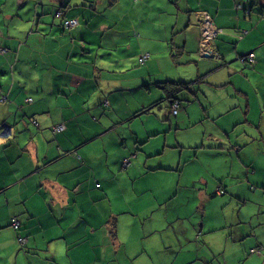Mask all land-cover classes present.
Returning a JSON list of instances; mask_svg holds the SVG:
<instances>
[{
  "label": "crops",
  "instance_id": "obj_1",
  "mask_svg": "<svg viewBox=\"0 0 264 264\" xmlns=\"http://www.w3.org/2000/svg\"><path fill=\"white\" fill-rule=\"evenodd\" d=\"M145 1L141 9L163 19L147 18V24L159 29L142 30L140 39L131 41L118 33L122 17L115 12L121 0H0V133L3 124L12 129V134L0 135V264H184L180 248L166 242L165 228L195 243L210 239L204 237L205 223L200 230L198 216L170 209L180 191L178 186L172 194L171 182L183 181L186 164L181 158L168 166L166 152L147 159L143 148L105 144L118 130L111 116L119 102L126 103L118 94V73L141 63L146 64L141 73L153 84V62L168 61L164 75L156 76L159 97L164 101L174 95L189 112L194 105L196 125L207 126L199 149H237L232 152L237 164L225 167L246 170L237 185L264 180V161L259 160L264 154V0H159L161 10L157 0H130L128 33H133L138 4ZM204 10L223 29L213 39L222 59L201 52L199 12ZM65 18L77 19L78 26L66 28ZM144 20L140 13L139 26ZM252 51L256 62L242 61ZM167 81H198L209 87L207 94L199 90L185 99L179 93L193 86L172 93L163 88ZM145 99L151 102L149 96ZM58 124L66 127L54 132ZM203 153L197 152L198 165ZM129 157L132 162L125 167ZM140 174L162 193H137ZM222 179L236 186L229 175ZM118 184L127 203L144 205L151 234L161 230V241L152 235L128 243L132 230L127 224L134 225L137 218L114 204ZM233 189L218 193L241 195ZM249 190L264 199L261 189ZM201 191L210 197L206 188ZM14 216L31 235L26 247L10 225ZM114 218L116 234L108 223ZM189 262L209 264L201 258Z\"/></svg>",
  "mask_w": 264,
  "mask_h": 264
},
{
  "label": "rangeland",
  "instance_id": "obj_2",
  "mask_svg": "<svg viewBox=\"0 0 264 264\" xmlns=\"http://www.w3.org/2000/svg\"><path fill=\"white\" fill-rule=\"evenodd\" d=\"M147 2L145 1L137 6L133 33L127 32L130 19L126 21L125 15L127 11H131L130 0L118 2V11L115 13L117 18L120 15L122 17L121 24L123 26H120L118 32L120 35L130 36L131 41H136V39H140L142 30L157 31L159 29V26L147 24L146 22L148 21L147 18L156 19L158 22L163 19L157 12H150L146 7L143 10L141 9V5ZM157 6L159 10L163 9L161 8L162 4H159V0H157ZM140 13L145 19L144 24L141 26H139ZM57 15L61 16L63 12L59 11ZM199 18L202 35L200 41L201 52L204 56L208 53L210 54L209 57L222 59L221 54L214 50L213 39L223 31L214 24L208 13L199 12ZM165 20L167 19L165 18ZM68 21H71V19H64L65 24ZM73 24L74 22L70 23L71 26L65 27L75 28L78 26L79 21H77V24ZM158 35L161 36L162 31H159ZM135 49L136 45L133 50ZM139 50L142 51L141 48ZM147 57L148 55H146ZM241 59L252 64L257 60L254 51L243 55ZM167 62L163 58L153 62L154 65L151 66L154 78L153 84L146 81V76L141 73L144 70L142 67L146 66L143 63L135 69L118 73V94L126 103L125 105H119V102L118 112L111 116L112 122L118 123V130H115V134L111 133L107 136L105 144L113 149L143 148L147 151V159H150L152 156L149 155L154 153L160 152L163 154L166 152L164 157L169 160L168 166L177 165L180 158L183 160V165L186 164L182 176L183 181L181 183H178L177 180L171 182L172 194L178 190V186H180V191L178 198L175 201L172 199L170 209L180 211L189 218L198 216L197 223L200 230L203 232L202 225L205 223L204 237H210V239L206 241L202 238L200 242L195 243L176 234H169V228H165L168 245H174L182 251L179 259L187 262L201 258L207 260L210 264L214 261L225 264H264V199H261L259 192L249 190V188L254 191L261 189L263 193L264 185L262 184L264 180H259L258 177L255 182L247 181V184L237 185L240 183V178L246 176V170L238 167L234 169L225 168L237 164L238 159L232 153L233 151L237 153V149H199L202 145L201 135L205 132L207 126L199 127L196 125L198 112L194 105L189 106L191 113L183 106L179 108L178 112L173 113L171 101L167 98L163 101L159 97L160 94L162 95V91L157 90L155 80H157L156 76L164 75L165 69L169 66ZM43 71L45 72V70ZM101 78L106 79L105 76H101ZM142 78H145V80L143 81ZM195 80H197V77ZM186 83H188L186 88L193 86L192 91L184 89L179 93V97L188 99L195 92L204 89L207 94L209 84L198 81ZM147 96L150 97L151 102L145 99ZM171 97L174 99V95ZM184 102H187V100H184ZM108 122L110 124V118ZM208 131L210 132L209 128ZM54 132L57 131L54 130ZM96 147L100 149V138L96 141ZM198 150L204 152L203 162L200 165H198L195 158ZM262 153H264V150ZM259 160L264 161V154H260ZM131 162L130 157L125 159L124 166L127 167ZM161 163L162 161L157 162L156 165ZM260 171L264 175V171ZM228 175L232 183L236 184L234 189L222 179L223 176L227 177ZM217 176L218 178H216ZM194 177L198 178L196 184L192 183ZM136 185V192L146 196L162 193L161 188L149 178H144L143 174H140ZM202 188L207 189L210 194L209 198L203 194ZM218 189H222L223 194L226 193L225 195L231 193V189L241 195L236 197L222 196L218 193ZM114 200V204H118V208L129 207L132 214H137L134 225L130 222L127 224V230H132L129 244L135 243L139 238H150L152 235L155 236V241H161L157 238L161 237V230L151 234L148 226L151 220L149 218L145 221L143 215L144 205L134 206L127 203L121 193L119 184L118 197L114 196ZM127 218L128 216H125V219ZM144 221L146 224H143ZM10 222L11 227L18 233L19 217H12ZM21 242H24V240H21ZM254 248L259 249L258 252L252 253L251 250ZM155 250L160 252L158 247ZM167 254L168 252L164 255ZM210 260H213V262ZM253 260L258 262L254 263Z\"/></svg>",
  "mask_w": 264,
  "mask_h": 264
},
{
  "label": "trees",
  "instance_id": "obj_3",
  "mask_svg": "<svg viewBox=\"0 0 264 264\" xmlns=\"http://www.w3.org/2000/svg\"><path fill=\"white\" fill-rule=\"evenodd\" d=\"M204 14L205 13H208L209 14V12L208 11H202ZM210 15V14H209ZM219 29H221L222 31H223V29L222 28H220V27H218ZM142 57H144V56H142ZM141 57V58H142ZM140 61L142 62V60L140 59ZM144 61H145V59H144ZM188 85V83H184V82H181V81H167L166 83H164V85H163V88H165V89H168V90H170L172 93H176L177 91H178V89H182V88H184L185 86H187ZM170 101H171V108H173V113H174V104H177V106L175 107V109H176V112H178V110H179V108L182 106V100L181 99H179L178 97H175L174 96V99H172V97H171V99H170ZM222 192H223V190L222 189H220ZM129 208V207H128ZM135 216L137 215V214H134ZM19 226L17 227V230L19 231L18 233H16V236H17V241H18V243L22 246V247H26L27 245H28V243L30 242V237H31V235H29V234H27V233H25L24 232V226H23V223H22V221H21V219L19 218ZM109 224H110V227H111V232L112 233H115L116 234V230H115V228H117L118 226H117V218H114L113 220H112V222H108ZM21 238H23V239H25L24 240V242H21ZM28 239V240H27ZM26 240H27V242H26ZM257 250H259V249H252L251 250V252L252 253H255V252H258ZM197 259L198 258H196V259H192L191 261L192 262H197ZM200 259V258H199ZM202 260H204V259H202ZM207 261V260H206ZM208 262V261H207ZM190 262L189 261H187V262H184V264H189ZM209 263V262H208ZM210 264V263H209ZM212 264H214V263H212Z\"/></svg>",
  "mask_w": 264,
  "mask_h": 264
},
{
  "label": "built area",
  "instance_id": "obj_4",
  "mask_svg": "<svg viewBox=\"0 0 264 264\" xmlns=\"http://www.w3.org/2000/svg\"><path fill=\"white\" fill-rule=\"evenodd\" d=\"M136 1H138V0H136ZM77 21H78L77 19H71V21L66 22L65 26L66 27L71 26L70 23H72V22H74V24H77ZM145 58H146V56L142 57L141 60L144 61ZM176 106H177V104H174V113L176 112V109H175ZM65 127H66L65 125H57L56 127H54V130L55 131H62L65 129ZM21 240H25V239L21 238Z\"/></svg>",
  "mask_w": 264,
  "mask_h": 264
},
{
  "label": "water",
  "instance_id": "obj_5",
  "mask_svg": "<svg viewBox=\"0 0 264 264\" xmlns=\"http://www.w3.org/2000/svg\"><path fill=\"white\" fill-rule=\"evenodd\" d=\"M205 56L206 57H209L210 56V54H205ZM3 127H4V130L0 133V135H4L6 132L8 133V134H12V129H11V125H5V124H3ZM0 128H1V126H0Z\"/></svg>",
  "mask_w": 264,
  "mask_h": 264
}]
</instances>
